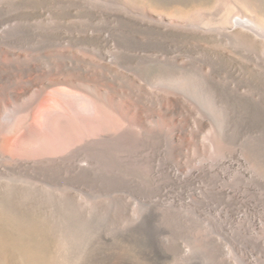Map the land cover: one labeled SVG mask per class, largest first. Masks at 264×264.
Segmentation results:
<instances>
[{"label": "rangeland", "instance_id": "obj_1", "mask_svg": "<svg viewBox=\"0 0 264 264\" xmlns=\"http://www.w3.org/2000/svg\"><path fill=\"white\" fill-rule=\"evenodd\" d=\"M238 15L255 21L240 0H0V264H264V29L216 35ZM26 64L43 80L3 93Z\"/></svg>", "mask_w": 264, "mask_h": 264}, {"label": "bare ground", "instance_id": "obj_2", "mask_svg": "<svg viewBox=\"0 0 264 264\" xmlns=\"http://www.w3.org/2000/svg\"><path fill=\"white\" fill-rule=\"evenodd\" d=\"M240 1L244 3V5L248 7V9L253 13V18L255 19V21L244 18L241 15L234 16L231 21L233 28L230 29V32H227V31L218 32V34L216 35L219 36L220 38L226 37V38H231L232 40L246 39L250 37L249 33L251 31H257V29L258 30L264 29V10L261 7H259V3L256 2L257 0L256 1L255 0H240ZM105 41L106 42L108 41L107 38ZM222 55L228 56L227 54H224V53H222ZM223 69L226 71L229 77L233 78L234 80L233 82L236 83L234 84L235 89H232V92H233V95L237 96L238 94H240V89L243 86V84H240L236 80V75H235V73L240 74L241 73L240 70L236 68V64H234V62H231L230 66L222 65L220 70L224 71ZM20 74L21 76H23L21 85L18 87L17 85H13L11 83L12 85L10 87H7L5 91L3 90V87H2L3 93L9 92L8 94L11 97L17 98V97H20L28 93L31 89H33L36 86L38 81L43 80V72L40 71L39 67L37 68V65L26 64L22 66V71H20ZM225 95H228V97H225ZM214 96L218 102L226 103L229 106L233 102V98L227 93L226 88H223V87H220L218 91L215 92ZM177 104L181 105L179 102H177ZM258 127L259 126L257 125L247 126V127L241 126L240 133H244V131L246 130H255ZM244 162L245 161H243L241 157L235 154H232L228 158H225L221 160L220 162H218L216 164V167L218 168V167L226 166L227 169H233L235 167H240L241 165L244 164ZM16 163H19V162L17 161ZM15 165L20 166V167L27 166L25 163H19ZM240 174L245 178H249L251 176L247 170L240 171ZM170 175L173 179L181 180V181L188 177L192 181L196 180L195 182H198L197 179L200 178V174L196 170L189 172L185 176H183L182 174H178L177 172H174V171L170 172ZM221 179L226 180V176L222 174ZM201 188H202V185L200 186L194 185L193 191L195 193H198V190ZM216 190L218 193H220L225 198H229L230 200L236 202L238 204V210H240L241 207H247L248 211H254V216L252 218L251 225L253 226L255 230H258L260 228L261 219L257 217L255 213V209H253L250 205L248 206L244 204V197L240 191L233 190L231 187H229L226 184L217 185ZM237 214H239V212H237Z\"/></svg>", "mask_w": 264, "mask_h": 264}]
</instances>
